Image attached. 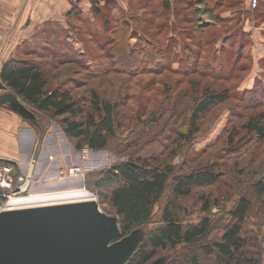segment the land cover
Masks as SVG:
<instances>
[{"label":"trees","instance_id":"16d2710c","mask_svg":"<svg viewBox=\"0 0 264 264\" xmlns=\"http://www.w3.org/2000/svg\"><path fill=\"white\" fill-rule=\"evenodd\" d=\"M136 1L144 5V9L149 10L153 18H133L129 22L117 20L114 23L115 29L110 34L112 46L107 64L109 70L141 73L156 71L165 65L167 48L162 47L155 34L158 27L156 20L159 16L161 19V13L163 16L170 14L175 6L182 5L185 11L193 10L192 14L208 16L223 25L236 21V27L241 22L242 11H246V0L240 1L241 10L227 0ZM90 2L93 6L92 14L95 15L113 13L117 9L116 0ZM101 3L104 5L101 6ZM229 10H234L232 16L224 17L223 14ZM74 13L79 15L80 12L76 8L69 15ZM199 25L194 28V33L197 30L203 32V35L205 30L212 28ZM158 31L161 33V29ZM233 31H236L233 38H236L238 31L241 32L239 28ZM226 40L229 41L228 38ZM133 41H136L135 44ZM210 42L199 40L194 48L197 50L182 48L186 53V75H191V69L194 73L201 67L206 70L200 62L203 49ZM245 43H248L247 40ZM245 46H239V54L243 53ZM119 48L125 49L128 56H132L138 63L129 68L121 65L117 51ZM29 55L33 54H27L26 57ZM221 66H209L207 70L221 71ZM0 80L9 93L26 106L51 119H60L64 135L75 141V150L78 152L85 149L91 152L105 151L118 134L124 131L118 104L104 99L97 91L90 92L86 102L74 99L71 90L54 87L51 75L37 62L24 58L10 60L2 65ZM190 84L192 99L184 122L185 129L184 132L175 131L176 137L170 147L149 156L141 153L140 145L147 142L121 147L119 155L126 157L124 161L102 171L94 179L92 177L90 182H93V188L99 193L102 203L108 204L118 219L120 238L116 241L151 225L156 207L169 192L160 221L147 232L125 264H150L159 254L174 252L178 248H183L184 252L167 264H204V261H209L205 264H264V234L261 236L260 226H257V232L249 229L252 219L264 222V177L250 180L251 171L247 170V163L240 161L248 155L246 146L250 143L255 141L261 150L264 145V71L256 76L253 88H244L236 94L238 101L244 105L242 110L248 114L243 116L239 126L233 124L225 131L223 148L220 149L223 158L217 155L216 160H204L198 168L186 173L184 168L174 166L173 160L182 157L193 144L202 132L206 118L230 100L228 90H216L212 85H194L191 81ZM154 124L157 129L159 120L153 121L150 126L153 128ZM146 128L147 125L143 133ZM211 150L213 153L216 151L214 147ZM250 157L251 161L257 158L251 154ZM7 164L15 169V176H18V166L8 161ZM231 166L236 167L241 174L234 172ZM5 194L0 189V209L6 204ZM235 196H238V201L226 213L229 222L219 229L212 218V212L215 209L223 211ZM189 200H193V208L203 215L197 224L185 222L190 211L186 206ZM218 229L221 230V236L211 238Z\"/></svg>","mask_w":264,"mask_h":264},{"label":"rangeland","instance_id":"374dc122","mask_svg":"<svg viewBox=\"0 0 264 264\" xmlns=\"http://www.w3.org/2000/svg\"><path fill=\"white\" fill-rule=\"evenodd\" d=\"M116 1L117 9L113 13L103 12L99 15L82 12L76 15L74 13L65 17L66 24H63L61 28L57 25L56 27L49 26V29L45 31L12 32L8 36L7 46L2 48L4 55L1 58L3 61H0V69L4 63L13 59L32 60L39 63L48 75H51L54 87L71 90L74 99L86 102L89 100L90 92L97 91L104 99L119 105L124 131L118 134L111 146L101 152H91L87 149L78 152L75 150V141L64 135L60 119H51L24 104L35 116L36 122L40 123L41 129L47 128H43L44 124L49 127V130L44 132L45 143H54L53 145L57 146L59 150V157L65 160L70 154L72 161L70 166L64 165L59 169L51 170L49 181H45L39 176V159L33 160L35 166H32L31 157L28 165L32 166L30 174L22 173L20 169L19 171L21 174L32 177L28 192L21 197L53 192L47 191L48 188H45L49 185H54L52 188L57 189H83L90 193L93 196L92 201L83 204H95L102 215L114 222L113 235L106 242V246L111 247L116 243H122L126 251L116 264H125L135 253L147 232L160 221L161 211L169 199V192L164 195L156 207L155 218L151 225L116 241L117 238H120L118 219L112 214L108 204L102 203L99 193L93 188V182H90L92 177L94 179L102 171L123 162L126 157L119 155V149L126 148L128 144L147 142L145 145H140L142 146L141 153L144 156L154 155L158 151L163 152L167 146L170 147L173 138L176 137L174 136L175 131L184 132L185 129L184 122L188 113V105L192 99L190 97L192 96L190 81L194 85L199 84L204 87L212 85L216 90H228L230 100L217 107L206 118L202 125V132L186 149L182 157L179 156L173 160V164L184 168V172L189 173L192 169L198 168L204 160H216L217 155L218 158H223L220 149L223 148L222 141L225 131L229 130L233 124L239 126L243 116L248 114L242 110L244 105L238 101L236 94L246 88H253L256 76L264 71V63H262L264 59V0L261 1L262 5L257 9L250 12L242 11L239 27H236V21L223 25L208 16L192 14L193 10L185 11V7L182 5L175 6L170 14H164V16L163 13L159 14L162 16L161 19L159 16L156 20L158 27L155 34L162 47L167 48L165 50V65L156 71L141 73L112 71L107 67L112 46L110 34L115 29L114 23L117 20L129 22L133 18L145 17L147 20L153 18L149 10L144 9L146 7L136 0ZM240 1L227 0L238 10H241ZM231 12L234 10L226 11L223 14L224 17L232 16ZM197 24L203 27L209 25L212 28L205 30L203 35V32L197 30L194 33ZM158 28L161 29V33ZM237 28L241 32L238 31L236 38H233L234 32H236L233 29ZM208 37L214 39L209 40ZM227 38L229 41L226 40ZM199 40H203L204 43L211 41L204 47L200 62L206 70L203 69V71L201 67L194 73L191 69L189 71L191 75H186L187 70L184 64L186 53L182 51V48L184 50L189 47L197 50L194 48ZM245 40H247V44ZM135 42L133 41V44ZM240 45H246L242 54H239ZM117 51L121 65L127 66L126 68L138 63L132 56H128L125 49L119 48ZM30 53L33 55L26 57ZM213 65H222L223 69L217 72L207 70V67ZM1 95L3 92H0ZM0 108L8 110L7 106L5 108L0 106ZM155 120H159L157 129L155 124L153 128L150 126ZM21 121L27 126L31 124L27 120L22 119ZM145 125L147 128L143 133ZM50 131L51 134L48 135ZM258 146L259 144L255 141L250 143L246 146L248 155L240 159L247 163L248 167L246 168L251 171L250 180L264 177V145L262 150ZM212 147L216 149L214 153L213 150L209 151ZM250 154L257 158L251 161ZM54 160L55 158L51 156L50 161ZM72 169H78L79 172L70 177L69 171ZM63 170L68 176L66 179L59 176ZM232 170L238 175L241 174L236 167H232ZM229 176L234 175L230 174ZM228 180L230 181V179ZM237 201L238 196H235L223 211L213 210L212 218L216 222V226L219 225V229L229 222L226 213L233 208ZM7 203L6 201L1 212ZM186 206L190 208L185 218L186 224H197L203 215L193 208V200L186 202ZM257 226H260L262 236L264 222L252 219L249 229L257 232ZM219 229L212 234L211 238L221 236ZM183 252V248H178L174 252L159 254L150 264H167ZM208 262L204 261V264Z\"/></svg>","mask_w":264,"mask_h":264},{"label":"water","instance_id":"95a60500","mask_svg":"<svg viewBox=\"0 0 264 264\" xmlns=\"http://www.w3.org/2000/svg\"><path fill=\"white\" fill-rule=\"evenodd\" d=\"M0 104L29 122L35 116L0 80ZM113 221L93 203L0 211V264H116L126 251L111 247Z\"/></svg>","mask_w":264,"mask_h":264},{"label":"crops","instance_id":"0c3cea01","mask_svg":"<svg viewBox=\"0 0 264 264\" xmlns=\"http://www.w3.org/2000/svg\"><path fill=\"white\" fill-rule=\"evenodd\" d=\"M261 1L259 0V6L262 5ZM103 5L101 3V6ZM76 8L80 13L92 15L93 6L90 0H79V2L78 0H0V61H3L2 48L7 46L9 34L18 31H45L49 29V26L57 25L61 28L63 24H66L65 17ZM245 10H249L248 0ZM0 106L5 108V105L0 104ZM22 119L9 108L8 110L0 108V157L15 163L22 173L27 174L31 168L28 166L31 157L32 161L39 159V176L49 181L51 170L59 169L64 165L70 166L71 155L62 160L57 146L52 142L45 143L44 132L49 130L46 124L43 128H47L41 129L39 122H31L27 126L22 123ZM49 134L51 131L48 132ZM51 156L55 158L54 161H50ZM21 172L18 175H21ZM53 186L49 185L45 188H48L47 191L58 190L52 188Z\"/></svg>","mask_w":264,"mask_h":264},{"label":"bare ground","instance_id":"6f19581e","mask_svg":"<svg viewBox=\"0 0 264 264\" xmlns=\"http://www.w3.org/2000/svg\"><path fill=\"white\" fill-rule=\"evenodd\" d=\"M92 198L93 196L83 189H58L57 191L31 194L26 197H10L2 212H19L83 204L91 202Z\"/></svg>","mask_w":264,"mask_h":264},{"label":"built area","instance_id":"2783aa9c","mask_svg":"<svg viewBox=\"0 0 264 264\" xmlns=\"http://www.w3.org/2000/svg\"><path fill=\"white\" fill-rule=\"evenodd\" d=\"M258 6H259V0H248L249 12L251 10L257 9ZM32 166H35L34 161H32ZM14 170L15 169L11 165L7 164V161H5L3 158L0 157V189L6 192L4 198L6 199L7 202L10 197L24 196V194L28 192L30 188V184L32 183L31 176L24 174L15 176ZM30 172L28 174H30ZM78 172H79L78 169H72L69 171V176L73 177ZM59 176L62 179H66L68 177L65 174L64 170L59 173ZM1 210L2 208L0 209V211Z\"/></svg>","mask_w":264,"mask_h":264}]
</instances>
